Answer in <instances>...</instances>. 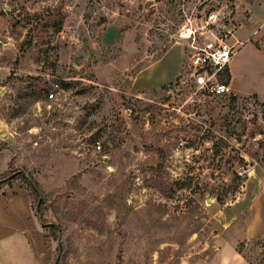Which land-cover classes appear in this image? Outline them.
I'll return each mask as SVG.
<instances>
[{
    "label": "rangeland",
    "instance_id": "374dc122",
    "mask_svg": "<svg viewBox=\"0 0 264 264\" xmlns=\"http://www.w3.org/2000/svg\"><path fill=\"white\" fill-rule=\"evenodd\" d=\"M216 10L238 51L222 97L178 38ZM173 47L176 81L139 88ZM0 150V178L23 176L36 216L26 179L44 200L24 264H213L224 241L264 264V236L245 240L264 190V0H0Z\"/></svg>",
    "mask_w": 264,
    "mask_h": 264
},
{
    "label": "crops",
    "instance_id": "0c3cea01",
    "mask_svg": "<svg viewBox=\"0 0 264 264\" xmlns=\"http://www.w3.org/2000/svg\"><path fill=\"white\" fill-rule=\"evenodd\" d=\"M175 48L144 69L135 84L142 89H159L175 82L184 63L179 53L174 55ZM10 162L9 152L0 150V175L7 171ZM250 210L251 217L245 227L247 241L264 236V190L252 201ZM42 238V229L24 184L17 180L11 185L0 186V263L24 264L22 257L32 258V244L37 246ZM235 256L240 254L233 244L224 241L218 244L212 263L235 264ZM240 264L249 263L242 258Z\"/></svg>",
    "mask_w": 264,
    "mask_h": 264
},
{
    "label": "built area",
    "instance_id": "2783aa9c",
    "mask_svg": "<svg viewBox=\"0 0 264 264\" xmlns=\"http://www.w3.org/2000/svg\"><path fill=\"white\" fill-rule=\"evenodd\" d=\"M221 23L220 11H210L199 21L187 18L178 33V38L187 42L188 66L203 75L198 82L201 89L218 97L233 94L232 87L218 78L229 70L238 52L228 40L231 31H226L224 35L218 33L223 28ZM56 88L59 86L56 85ZM48 97L54 99L55 93H49ZM98 149H101L99 143Z\"/></svg>",
    "mask_w": 264,
    "mask_h": 264
},
{
    "label": "trees",
    "instance_id": "16d2710c",
    "mask_svg": "<svg viewBox=\"0 0 264 264\" xmlns=\"http://www.w3.org/2000/svg\"><path fill=\"white\" fill-rule=\"evenodd\" d=\"M167 53V51L164 53V54H166ZM163 54V55H164ZM163 57V56H162ZM161 57V58H162ZM161 58H159V59H161ZM158 59V60H159ZM158 60H156V61H158ZM155 61V62H156ZM61 85L63 86V88L64 89H66V90H68L69 88H70V85L69 84H67V83H61ZM23 178V176L22 175H16V176H14L13 178H5V177H2V178H0V181H2V185H11L14 181H17V180H21L20 178ZM26 183H27V185H28V187L29 188H31V190H32V193L36 196V200H37V202L39 203V205H38V209H37V217H38V219H40V220H42V218H43V216H44V200L42 201L41 199H39L40 198V191H39V189H38V185H36L32 180H27L26 179ZM1 185V186H2ZM43 221V223H45V221L44 220H42ZM51 230H53V231H55L56 230V226L55 225H51L50 227H49ZM239 253H241L240 251H238Z\"/></svg>",
    "mask_w": 264,
    "mask_h": 264
}]
</instances>
